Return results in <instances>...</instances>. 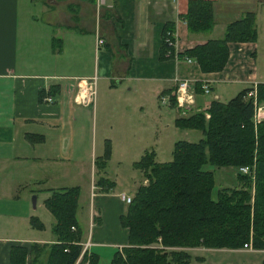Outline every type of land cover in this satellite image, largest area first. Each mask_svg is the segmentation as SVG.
I'll return each instance as SVG.
<instances>
[{
    "label": "crops",
    "instance_id": "crops-1",
    "mask_svg": "<svg viewBox=\"0 0 264 264\" xmlns=\"http://www.w3.org/2000/svg\"><path fill=\"white\" fill-rule=\"evenodd\" d=\"M186 3L187 0H0V264H8L14 243L46 244L54 240L50 230L52 215L44 211L34 214L29 194H35V205L41 194L39 204L44 206L47 188L66 185L79 186L76 217L87 214V251L98 258V251H107L109 261L112 251L126 243V227L119 220L126 203L119 193L132 195L135 187L146 181L141 170L134 168L138 172L130 175L132 191L114 190L116 178L108 173L113 138H124L125 117L136 112L146 121V134L150 133L153 141L141 145L139 153L152 149L157 160L163 137L175 126L176 116L166 118L169 108L159 95L174 86V76L209 80V91L195 94L193 110L206 109L211 99L225 101L240 88L264 81V65L257 61L264 57L259 44L264 39V0H211L213 26L206 33L187 30L181 16ZM246 11L254 13L256 39L227 42L228 56L222 69L201 71L193 59L159 58L161 30L166 21L173 22L174 50L182 51L208 37L220 36L228 21ZM98 79H102L101 87L108 96L103 97V91H99L97 103L110 102L113 95L118 98L108 115L99 116L98 106L94 108ZM78 85L84 88V102L75 100ZM45 96L52 100L45 101ZM116 107L120 108L118 116ZM106 139L110 156L97 170L93 159L102 153ZM226 169L223 174L230 177L226 186L238 185L235 169ZM99 175L113 181V185L103 190L102 181L97 182ZM88 178V199L81 203ZM30 215H36L43 228L30 226ZM21 223L31 237L16 234L21 232ZM174 248L189 253V264H216L209 260L208 250L219 249ZM223 250L230 251V255L221 256L225 257L222 264H260L264 258V248ZM242 250L250 252L244 256Z\"/></svg>",
    "mask_w": 264,
    "mask_h": 264
},
{
    "label": "trees",
    "instance_id": "trees-1",
    "mask_svg": "<svg viewBox=\"0 0 264 264\" xmlns=\"http://www.w3.org/2000/svg\"><path fill=\"white\" fill-rule=\"evenodd\" d=\"M181 16L188 31L208 32L213 26L211 0H187ZM168 30H173L171 21L162 26L159 58L174 54L164 40ZM256 36L254 13L246 11L228 21L220 36L208 37L175 54L190 57L201 71H217L226 62L227 42L254 41ZM193 84L195 94L202 93L200 82ZM173 87L164 91L171 105L175 103ZM253 99L264 102V81L240 88L225 101L211 99L206 109L175 116L176 127L199 129L202 135L192 141L174 140L168 160L157 161L154 151L145 149L132 162L146 181L135 187L119 216L126 227V243L112 251L108 264H189L186 250L166 247L238 248L249 242L253 248H264V118H252ZM109 156L106 139L102 153L93 159L97 170ZM205 164L235 169L238 185L219 187L213 197V171ZM241 165H247L249 172H240ZM100 181L103 190L113 185L102 175ZM47 190L43 204L53 217L50 230L54 240L12 244L8 264H83L85 260L96 264V253L84 250L80 254L79 186ZM28 220L30 226L43 228L36 215Z\"/></svg>",
    "mask_w": 264,
    "mask_h": 264
},
{
    "label": "rangeland",
    "instance_id": "rangeland-1",
    "mask_svg": "<svg viewBox=\"0 0 264 264\" xmlns=\"http://www.w3.org/2000/svg\"><path fill=\"white\" fill-rule=\"evenodd\" d=\"M100 44V43H99ZM260 48L262 50V52L264 53V39L260 40ZM170 57V56H168ZM180 58V57H178ZM257 61L259 63H262L264 65V57L262 58H258ZM101 80L98 79L97 81V91L94 94V108L95 106L97 107V115L99 116H103V115H108V112H110L114 106H112V102L117 98V95H113V97L111 96L110 98L113 99L110 102L104 103V104H99L97 103L99 100V91H103V88L101 87ZM234 94V93H233ZM103 97H107L108 94L106 92L103 91L102 93ZM232 96V94H231ZM260 103H264L263 101ZM97 104V105H96ZM162 104V103H161ZM165 104V105H164ZM162 105H164L166 108L168 109V114L166 115L167 119H170L174 116V114L176 113L177 115H182V114H188L191 111H193V109H195V98H194V103L193 105H191L188 109L186 110L184 113H181L177 108L176 112H175V106L174 104L171 105L170 103L167 104L164 103ZM169 105V106H168ZM172 106V107H171ZM89 113L92 116V109L91 106L87 107ZM119 107H116V115H119ZM126 121V122H125ZM125 121L123 122V126L126 127V131L124 134V138H113L114 140V150L113 153L111 155V159L109 164L107 165V169H108V173L111 175V177H115L116 178V185L114 187V190H121L123 189L125 192H130L131 190V172L135 171V173H137V169H134L135 167L132 165L133 160L137 159L140 155L139 152H141V150L139 149L141 145H149L153 140L151 138V135L149 133L146 134V130H145V120L142 121V118H140V116L136 113V112H130L126 117H125ZM166 131V129L162 132V134H164ZM201 132L199 129H193V128H179L176 126H171V129H168L166 134L163 137V142L161 145V154H157V160H168L171 157V153H170V149L172 148L171 145L172 143L169 142L170 140H175V139H185V140H196L197 138H199L201 136ZM111 149V148H110ZM149 149V148H147ZM132 165V166H131ZM205 168H209L213 171V178H214V183H213V187H212V191H211V195L213 197H215L216 195V189L222 186H226L228 180L230 179V177L226 176V174H223V170H227L225 166H213L210 164H205L204 165ZM114 174V175H113ZM88 180V185H85V190H84V186L81 192V200L80 202L82 203L83 200H87L88 199V188H89V178ZM31 195H34V193L29 194V201L30 204L31 203ZM42 195L38 194V204L34 206L35 208L34 210V214H37L39 211H44L45 213H47V215H49L50 217V213L47 210V208L45 206H40L39 202H40V197ZM36 198V197H35ZM22 204V203H21ZM22 207V206H21ZM43 209V210H41ZM77 217L79 219V222L81 223L82 226V234L83 237L85 239L88 231H89V226H88V218H87V214H85L84 216H79L77 214ZM22 228L24 229V231H22ZM20 229L21 232L20 233H16L19 236H28L31 237L30 233H27V228L25 227V225L23 223L20 224ZM35 233H39L42 236H47V234H42V232H38L33 230ZM243 247V246H242ZM174 247H166V249H171ZM239 248V247H238ZM246 248V247H243ZM247 248H249L247 246ZM212 249V250H208L209 252H211L210 255H208L209 260L211 261V263H216V264H222L220 263V261L222 260L221 256H227L230 255V251L226 252L223 249ZM188 251H191L190 253L193 252V250L189 249ZM198 251V250H197ZM250 250H242L240 251V253H242L244 256L247 254H249ZM239 252H236V254ZM99 254V258L97 261V264H107L108 262V255H107V251H98ZM226 254V255H225ZM241 255V254H240ZM240 256H234L232 258H239ZM214 259L217 261L215 262ZM197 261V260H196ZM213 261V262H212ZM191 264H197L194 261H192ZM255 264V263H254Z\"/></svg>",
    "mask_w": 264,
    "mask_h": 264
},
{
    "label": "built area",
    "instance_id": "built-area-1",
    "mask_svg": "<svg viewBox=\"0 0 264 264\" xmlns=\"http://www.w3.org/2000/svg\"><path fill=\"white\" fill-rule=\"evenodd\" d=\"M165 38L164 40L166 41V43L170 46L173 47V51L174 54L172 56H174L175 58L178 56L175 54V39H174V33L172 30H168L166 31L165 34ZM169 50H167L165 52V54H168ZM186 60L191 59L190 57L187 56H183L180 57ZM93 77V81H94ZM173 83H174V87L171 90V92L174 93V99H175V103L174 106L175 108H177L181 113H184L186 110L190 109L189 107L191 105H193L194 103V98H195V90H194V84L193 81L191 79H188L186 77H179V76H174L173 77ZM78 91L75 95V100L77 102H84L86 100V94L84 93V88L81 85H78ZM200 87L202 89L203 93H207L209 91V80L208 79H204L203 81L200 82ZM45 101H51L52 98L50 96H45L44 97ZM159 100L163 103L167 104L169 103V94L168 93H161L159 95ZM204 115L205 117L208 116V113L206 111H204ZM252 118L254 120H259L264 118V103H260L257 102L255 99H253V115ZM238 170L240 172H249V168L247 165H241L238 167ZM120 198L125 202L128 203L130 201L131 195L125 194L123 192L119 193ZM73 226L71 225V228ZM81 243V249H80V254L84 251L87 250L88 246L90 245V240H89V235L80 242ZM251 247L250 243H243V247ZM83 264H89V262L87 260H85L83 262Z\"/></svg>",
    "mask_w": 264,
    "mask_h": 264
},
{
    "label": "water",
    "instance_id": "water-1",
    "mask_svg": "<svg viewBox=\"0 0 264 264\" xmlns=\"http://www.w3.org/2000/svg\"><path fill=\"white\" fill-rule=\"evenodd\" d=\"M31 203H32V206H34V203H35V196L34 195H31Z\"/></svg>",
    "mask_w": 264,
    "mask_h": 264
}]
</instances>
